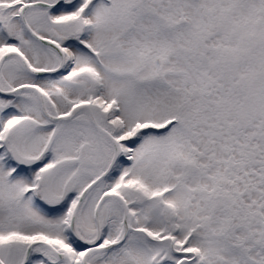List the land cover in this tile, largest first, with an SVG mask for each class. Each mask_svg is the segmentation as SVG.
Wrapping results in <instances>:
<instances>
[{"label": "snow or ice", "instance_id": "obj_1", "mask_svg": "<svg viewBox=\"0 0 264 264\" xmlns=\"http://www.w3.org/2000/svg\"><path fill=\"white\" fill-rule=\"evenodd\" d=\"M0 264H264V0H0Z\"/></svg>", "mask_w": 264, "mask_h": 264}]
</instances>
